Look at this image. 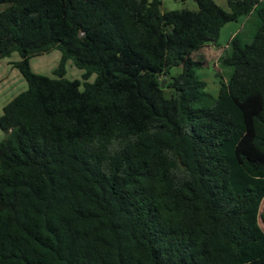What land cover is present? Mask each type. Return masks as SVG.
<instances>
[{"label":"trees","instance_id":"16d2710c","mask_svg":"<svg viewBox=\"0 0 264 264\" xmlns=\"http://www.w3.org/2000/svg\"><path fill=\"white\" fill-rule=\"evenodd\" d=\"M196 1L0 0L28 84L0 116V264H264V0ZM243 16L214 99L192 54Z\"/></svg>","mask_w":264,"mask_h":264},{"label":"rangeland","instance_id":"374dc122","mask_svg":"<svg viewBox=\"0 0 264 264\" xmlns=\"http://www.w3.org/2000/svg\"><path fill=\"white\" fill-rule=\"evenodd\" d=\"M219 6L224 8L227 11H230V6L228 4V0H214ZM4 6H0V10ZM199 8L196 0H162L161 10L162 11H170V10H182V9H190L197 10ZM256 18H247L241 17L238 21L227 22L223 28L221 29L219 38L217 42L211 43L210 45H204L198 50L193 52V56L195 58H201L204 60V65L197 70V76L206 82V91L210 93L214 99H216L220 92L221 83L223 80H226L231 71L232 67L224 65L221 62L220 56L225 47L228 46L231 38L237 33H240L241 42L244 44L246 42H250L252 38V34L256 30L257 24ZM14 55L20 56L17 52H14ZM13 56V55H12ZM62 57V53L59 49H53L47 53L34 56L31 58L30 63L34 72L47 75L50 77H57L54 73L55 69L58 67L60 60ZM7 57L0 59V65L4 62V59ZM66 73L65 77L68 79H82L84 69L77 67L74 64L72 59L66 61L65 64ZM182 71V67H172L170 69V74L172 76L178 75ZM97 77L96 73H93L90 76V81H94ZM163 78H167V76H163ZM168 80L164 84L166 86ZM83 89V86L81 87ZM167 96H170V89L166 88ZM264 203V201H263ZM261 226L264 229V224L261 221Z\"/></svg>","mask_w":264,"mask_h":264},{"label":"crops","instance_id":"0c3cea01","mask_svg":"<svg viewBox=\"0 0 264 264\" xmlns=\"http://www.w3.org/2000/svg\"><path fill=\"white\" fill-rule=\"evenodd\" d=\"M12 55L4 59V63L0 65V116L3 114L6 104L20 92L27 89L28 86L25 77L14 65V62L18 61L20 56L14 55V53ZM5 136V132L0 127V142Z\"/></svg>","mask_w":264,"mask_h":264},{"label":"water","instance_id":"95a60500","mask_svg":"<svg viewBox=\"0 0 264 264\" xmlns=\"http://www.w3.org/2000/svg\"><path fill=\"white\" fill-rule=\"evenodd\" d=\"M166 81H167L166 79L163 80V85L166 83Z\"/></svg>","mask_w":264,"mask_h":264}]
</instances>
